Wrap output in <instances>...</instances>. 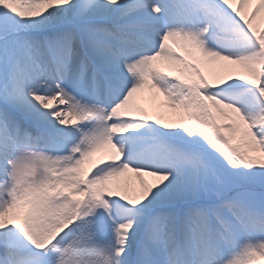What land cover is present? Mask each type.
<instances>
[{"label": "snow or ice", "instance_id": "6c2138e0", "mask_svg": "<svg viewBox=\"0 0 264 264\" xmlns=\"http://www.w3.org/2000/svg\"><path fill=\"white\" fill-rule=\"evenodd\" d=\"M262 22L0 0V264H264Z\"/></svg>", "mask_w": 264, "mask_h": 264}, {"label": "bare ground", "instance_id": "6f19581e", "mask_svg": "<svg viewBox=\"0 0 264 264\" xmlns=\"http://www.w3.org/2000/svg\"><path fill=\"white\" fill-rule=\"evenodd\" d=\"M261 26L264 27V22L261 23ZM144 95L148 96L149 93L145 92ZM159 98L162 100L163 99L162 95ZM145 106L148 107L150 112L154 111V108H153L152 104L149 103V104H146ZM165 111H167V110H165ZM149 179H151V178H149Z\"/></svg>", "mask_w": 264, "mask_h": 264}]
</instances>
